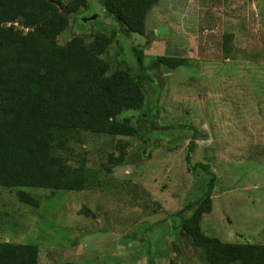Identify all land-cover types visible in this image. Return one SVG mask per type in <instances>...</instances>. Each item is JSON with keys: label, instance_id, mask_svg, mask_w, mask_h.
Wrapping results in <instances>:
<instances>
[{"label": "rangeland", "instance_id": "obj_1", "mask_svg": "<svg viewBox=\"0 0 264 264\" xmlns=\"http://www.w3.org/2000/svg\"><path fill=\"white\" fill-rule=\"evenodd\" d=\"M88 2L61 43L116 28L101 0ZM117 37L108 56L121 50L134 71L132 45L143 47L159 95L154 118L167 128L151 133L156 146L139 136L93 132L71 141L69 163L85 155L98 172L88 189L26 187L40 201L31 206L18 188L0 186V241L38 244L39 264H207L188 239L181 247L174 227V213L206 189V174H192L186 163L194 126L192 163H209L217 174L203 231L264 244V0H158L143 35ZM160 55L186 61L171 69ZM120 143L127 144V160L108 172Z\"/></svg>", "mask_w": 264, "mask_h": 264}, {"label": "trees", "instance_id": "obj_2", "mask_svg": "<svg viewBox=\"0 0 264 264\" xmlns=\"http://www.w3.org/2000/svg\"><path fill=\"white\" fill-rule=\"evenodd\" d=\"M157 2L101 0L116 28L93 32L90 40L77 34L61 43L60 35L88 7V0H0L1 187L18 188L19 199L31 206L40 201L26 187H92L98 172L89 167L87 157L81 155L77 165L69 163L70 142L80 141L83 132L139 136L157 145L151 133L167 126H158L154 118L159 95L144 66L143 47L132 45L137 71L121 57V50L108 56L120 34L145 33L147 14ZM117 17L127 31L120 30ZM157 60L171 69L186 61L170 55ZM191 127L187 167L192 174L201 169L207 183L200 199L174 213L181 247L188 239L207 264H264V244L232 243L203 231L201 221L212 211L217 174L209 163H192L199 130ZM117 148L119 153L108 157V172L127 160V144ZM85 213L89 215V209ZM39 254L38 244L0 241V264H39Z\"/></svg>", "mask_w": 264, "mask_h": 264}, {"label": "water", "instance_id": "obj_3", "mask_svg": "<svg viewBox=\"0 0 264 264\" xmlns=\"http://www.w3.org/2000/svg\"><path fill=\"white\" fill-rule=\"evenodd\" d=\"M56 4H57L58 6L60 5L59 2H56ZM116 20H117V22L119 23L120 30H121V31H127V29L124 28V25H123V23L121 22L120 18L117 17Z\"/></svg>", "mask_w": 264, "mask_h": 264}]
</instances>
